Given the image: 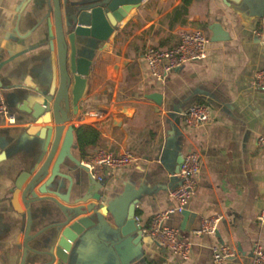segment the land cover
<instances>
[{"label":"crops","instance_id":"1","mask_svg":"<svg viewBox=\"0 0 264 264\" xmlns=\"http://www.w3.org/2000/svg\"><path fill=\"white\" fill-rule=\"evenodd\" d=\"M67 1L66 7V0H60L63 15L69 6L97 0ZM254 1L192 0L188 14L178 17L174 13L183 0H145L119 24L109 41L79 39L86 49L82 55L92 60L90 91L77 114L69 105V122L57 153L34 189L39 197L54 198L66 207H84L78 218L95 221L74 244L66 264H215V245L235 249V257L225 264H252L255 245L264 248V224L258 220L264 210V145L259 143L264 135V91L255 86L256 73L264 69V43L257 35L264 30V19L257 16ZM212 24L221 26L218 36L211 31ZM192 29L202 30L209 38L206 59L186 65L164 81L156 80L147 66L148 48L175 47L180 33ZM58 53L54 0H0V85L14 117L12 121L0 115V264H22L29 210L32 236L63 219L52 201L28 208L23 200L24 188L51 150L43 153L38 138L28 135L30 127L48 126L33 122L28 113L39 98L33 85L41 90L48 87L54 62L58 92ZM196 104L210 108L211 120L191 128L184 115ZM115 117L123 120L120 125L115 124ZM49 125L53 142L56 123ZM71 125L92 126L101 135L87 158L77 144L73 147L74 157L81 162L88 161L97 148L134 155L132 166L104 170L100 192L108 199L102 207L94 200L76 204L91 192L88 187L79 189L81 181H89L90 173L69 159L60 169L64 176L56 178L57 194L38 192L51 177ZM191 151L202 158L197 191L188 205L196 218L190 231L183 227L184 217L179 213L165 222L179 230L181 241L192 245L190 257L184 260L159 246L147 230L155 215L177 206L171 192L180 183L178 162ZM27 172L30 177L17 189L18 178ZM92 204L96 208L90 211ZM131 210L143 230L138 243L137 231L121 234ZM209 218L220 219L217 231L198 236L197 230ZM64 230H50L34 239L29 246L35 252H27L25 264L49 262L42 252L50 247L55 250ZM47 239L54 244L47 247Z\"/></svg>","mask_w":264,"mask_h":264},{"label":"water","instance_id":"2","mask_svg":"<svg viewBox=\"0 0 264 264\" xmlns=\"http://www.w3.org/2000/svg\"><path fill=\"white\" fill-rule=\"evenodd\" d=\"M144 1L145 0H97L91 2L90 4L79 5L76 7L69 6L65 9V13L63 15L60 0H54V22L59 52L60 87L58 92H56L57 74L56 65L53 62V77L48 87L41 90L37 89V87L33 85V88H35L39 98L35 101L32 109L28 111V113L32 116L33 122H36L38 125H48L43 127H30L28 135L38 138L42 144L43 153H46L49 147H51V150L45 164L38 170L32 180L24 188L23 200L25 204L28 205V208L37 202L44 200L52 201L57 204L63 219L59 220V222L49 228H45V230L41 231L36 236H32V215L29 210L25 242L26 251L22 264H25L26 262L28 251L35 252L29 246L30 243L34 239L44 235V233L54 229L57 231L62 229L65 230L62 233V236H60L55 250L53 247H50L47 252H42L43 255L50 258L49 262L43 264H66L69 260L74 244L84 237L88 229L95 225V221H93L90 217L78 218L82 215V212L86 210L84 207H66L59 204L54 198L39 197L34 192V189L46 176L57 153L65 125L69 122V105H72L74 114H77L79 104L90 91L89 76L92 68V60L87 58L85 55H82L83 49H86L81 48V41H79V39H84V41L86 39H94L99 42L109 41L119 24L122 23L132 10L138 9ZM230 1L240 4L243 1L248 3L251 1L253 2L254 0ZM255 1L257 2V16L264 19V0ZM65 4L67 7V0ZM210 29L215 36H218V34L222 31L219 24H212ZM52 37L53 36L51 35V38ZM52 41L50 42V45L53 50ZM82 47L86 46L83 45ZM126 63L127 62H125V65ZM70 87L71 91L69 93ZM156 96H154V98L156 102L160 104V100ZM53 121L56 123V128L55 138L52 142L53 129L49 124ZM122 121L123 120L118 117L114 118L116 125H120ZM76 144L75 127L71 125L64 136L60 152L52 169L51 177L38 190L41 195L48 196V194H57L56 190L59 189V184L56 182V178L64 176L60 172V169L62 164H64L67 159L90 173L89 168H87L83 162L76 159L72 153V149L76 146ZM183 159L178 162V173ZM29 177L30 172L22 174L15 184L16 188L19 190L22 189ZM84 187H88V191L90 190L91 192L76 201V204H78L79 201L87 202L89 200H94L97 203H100V206L102 207V203L107 201L108 198L100 192L103 188V183L95 179L91 173L89 175V181H81L79 183L80 190ZM65 200L70 202L67 197ZM95 208V204H92L88 210L91 211ZM181 215L184 217L183 227L190 231L191 224L196 218V215L191 213L189 210L183 211ZM57 216L59 217V213ZM131 231H137L138 233V238L135 240V243L141 241L143 230L137 226L134 210L130 211L127 225L121 229V234L122 236H125ZM51 244H54L53 240L47 239L45 245L49 247ZM57 260L58 262H56Z\"/></svg>","mask_w":264,"mask_h":264},{"label":"built area","instance_id":"3","mask_svg":"<svg viewBox=\"0 0 264 264\" xmlns=\"http://www.w3.org/2000/svg\"><path fill=\"white\" fill-rule=\"evenodd\" d=\"M258 38L264 43V30L257 33ZM209 38L200 29L184 30L180 33L179 43L172 48H148L145 58L151 75L158 81H164L170 74L181 70L186 65L202 61L207 57V45ZM255 86L258 90L264 91V69L255 75ZM0 115L7 116L14 120L6 104L3 89L0 85ZM185 123L196 128L208 123L211 120L210 108L204 104L191 106L184 115ZM259 143L264 145V135L260 137ZM135 161L131 152L114 154L106 149L97 148L88 161L83 164L89 168L92 176L98 181H103L105 169H124L133 165ZM202 167L201 155L196 151L189 152L183 159L178 177L180 183L172 190L171 195L177 201V206L170 210L161 212L154 216L149 229L151 238L161 247L169 250L174 255L186 260L192 252V245L189 242L181 241L178 238L179 230L166 225V220L174 213L181 214L188 210V205L197 191V176ZM261 224H264V210L258 216ZM219 218H209L203 221L197 230L198 236L212 235L218 229ZM212 254L215 264H225L226 261L235 257L236 251L228 245H215L212 247ZM252 264H264V248L259 244L255 245L252 251Z\"/></svg>","mask_w":264,"mask_h":264},{"label":"trees","instance_id":"4","mask_svg":"<svg viewBox=\"0 0 264 264\" xmlns=\"http://www.w3.org/2000/svg\"><path fill=\"white\" fill-rule=\"evenodd\" d=\"M191 3L192 0H183V5L175 10V16H186ZM100 136V132L92 126L84 125L75 127L77 147L83 158H87L89 149L99 143Z\"/></svg>","mask_w":264,"mask_h":264}]
</instances>
